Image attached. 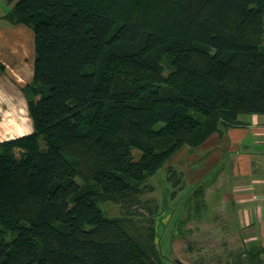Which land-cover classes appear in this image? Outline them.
<instances>
[{"label":"trees","instance_id":"obj_1","mask_svg":"<svg viewBox=\"0 0 264 264\" xmlns=\"http://www.w3.org/2000/svg\"><path fill=\"white\" fill-rule=\"evenodd\" d=\"M263 10L18 0L5 18L34 33L33 132L0 143V264H153L99 202L140 194L183 146L264 115Z\"/></svg>","mask_w":264,"mask_h":264},{"label":"rangeland","instance_id":"obj_2","mask_svg":"<svg viewBox=\"0 0 264 264\" xmlns=\"http://www.w3.org/2000/svg\"><path fill=\"white\" fill-rule=\"evenodd\" d=\"M262 20L260 48H264V10ZM248 117L239 116L241 123ZM234 127L210 136L196 149L180 148L139 185L140 194L99 202L105 217L117 221L121 230L137 240L139 251L153 264H249L253 251L239 249V238L232 233L239 230L237 223L232 217H222L227 206L221 197L231 191L232 179L220 187L218 175L231 173L243 149L264 150V137H255L250 127ZM170 167L175 173L169 172ZM178 179L179 185L175 184ZM150 226L155 230L153 243L148 241Z\"/></svg>","mask_w":264,"mask_h":264},{"label":"crops","instance_id":"obj_3","mask_svg":"<svg viewBox=\"0 0 264 264\" xmlns=\"http://www.w3.org/2000/svg\"><path fill=\"white\" fill-rule=\"evenodd\" d=\"M17 1L0 0V143L33 132L24 88L34 78V33L29 27L11 24L5 18ZM244 116H249L246 123L242 124L238 117L234 128L250 127L255 137H264V115ZM208 141L209 138L198 147ZM243 151L237 153L238 159L227 177L218 175L220 187L232 179L231 191L221 197L220 202L227 206L222 217H232L237 223L239 230L232 232L239 238L237 247L247 253L252 250L256 256L253 263L264 264V150L250 147Z\"/></svg>","mask_w":264,"mask_h":264}]
</instances>
